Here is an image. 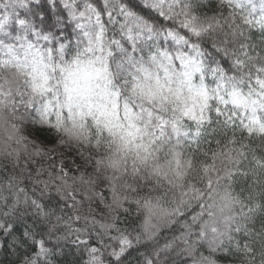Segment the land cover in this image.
Masks as SVG:
<instances>
[{"label":"snow or ice","instance_id":"obj_1","mask_svg":"<svg viewBox=\"0 0 264 264\" xmlns=\"http://www.w3.org/2000/svg\"><path fill=\"white\" fill-rule=\"evenodd\" d=\"M0 264H264V0H0Z\"/></svg>","mask_w":264,"mask_h":264}]
</instances>
